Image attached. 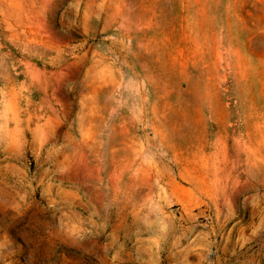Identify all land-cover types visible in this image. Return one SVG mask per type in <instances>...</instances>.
Segmentation results:
<instances>
[{
  "label": "rangeland",
  "instance_id": "obj_1",
  "mask_svg": "<svg viewBox=\"0 0 264 264\" xmlns=\"http://www.w3.org/2000/svg\"><path fill=\"white\" fill-rule=\"evenodd\" d=\"M0 264H264V0H0Z\"/></svg>",
  "mask_w": 264,
  "mask_h": 264
},
{
  "label": "bare ground",
  "instance_id": "obj_2",
  "mask_svg": "<svg viewBox=\"0 0 264 264\" xmlns=\"http://www.w3.org/2000/svg\"><path fill=\"white\" fill-rule=\"evenodd\" d=\"M13 9H15V11L11 9V12H10V13H13V16H14L18 21L29 20V18H28V16H27L28 13L24 12V11L22 10V8H20V7L16 8V7H15V8H13Z\"/></svg>",
  "mask_w": 264,
  "mask_h": 264
}]
</instances>
